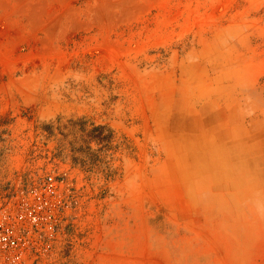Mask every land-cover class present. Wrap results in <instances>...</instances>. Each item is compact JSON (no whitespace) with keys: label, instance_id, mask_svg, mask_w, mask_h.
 <instances>
[{"label":"rangeland","instance_id":"rangeland-1","mask_svg":"<svg viewBox=\"0 0 264 264\" xmlns=\"http://www.w3.org/2000/svg\"><path fill=\"white\" fill-rule=\"evenodd\" d=\"M194 104L231 108L255 167L264 0H0V183L66 171L73 186L49 264H162L149 231L196 197L179 145Z\"/></svg>","mask_w":264,"mask_h":264},{"label":"crops","instance_id":"crops-1","mask_svg":"<svg viewBox=\"0 0 264 264\" xmlns=\"http://www.w3.org/2000/svg\"><path fill=\"white\" fill-rule=\"evenodd\" d=\"M183 109L180 152L195 164L185 169L181 186L187 195L194 191L195 196L196 190V197L183 198L178 214H164L174 229L163 225L149 231L150 252L162 256V264H264V152L252 167L246 127L236 130L231 124V108L194 104ZM124 200L114 199L115 224L107 233L119 249L117 222ZM187 249L195 259L177 255Z\"/></svg>","mask_w":264,"mask_h":264},{"label":"built area","instance_id":"built-area-1","mask_svg":"<svg viewBox=\"0 0 264 264\" xmlns=\"http://www.w3.org/2000/svg\"><path fill=\"white\" fill-rule=\"evenodd\" d=\"M66 171L32 183H0V264H49L63 243L73 201Z\"/></svg>","mask_w":264,"mask_h":264}]
</instances>
